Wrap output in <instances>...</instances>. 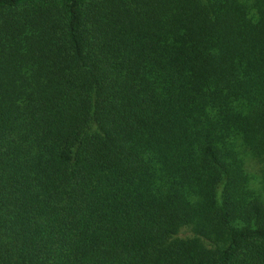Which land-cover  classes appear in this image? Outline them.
<instances>
[{
	"label": "trees",
	"instance_id": "trees-1",
	"mask_svg": "<svg viewBox=\"0 0 264 264\" xmlns=\"http://www.w3.org/2000/svg\"><path fill=\"white\" fill-rule=\"evenodd\" d=\"M257 5L0 0V264H264Z\"/></svg>",
	"mask_w": 264,
	"mask_h": 264
},
{
	"label": "rangeland",
	"instance_id": "rangeland-1",
	"mask_svg": "<svg viewBox=\"0 0 264 264\" xmlns=\"http://www.w3.org/2000/svg\"><path fill=\"white\" fill-rule=\"evenodd\" d=\"M244 2L247 4L248 9L251 14H256L257 9V0H244ZM238 150L240 152V155L245 163V167L247 170V173L251 179V183L254 187L258 188L261 195L264 198V184L262 183L263 179V173H262V164L258 162V160L251 155H247L246 150L241 146L238 147ZM186 231L183 230L180 232L179 235L185 234Z\"/></svg>",
	"mask_w": 264,
	"mask_h": 264
}]
</instances>
